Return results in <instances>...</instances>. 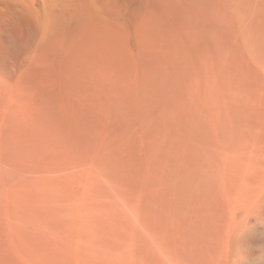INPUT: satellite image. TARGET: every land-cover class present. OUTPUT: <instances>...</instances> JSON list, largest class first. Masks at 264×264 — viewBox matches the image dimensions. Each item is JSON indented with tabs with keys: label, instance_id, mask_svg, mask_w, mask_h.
<instances>
[{
	"label": "bare ground",
	"instance_id": "6f19581e",
	"mask_svg": "<svg viewBox=\"0 0 264 264\" xmlns=\"http://www.w3.org/2000/svg\"><path fill=\"white\" fill-rule=\"evenodd\" d=\"M173 76L144 262L264 264V0H0V129L102 96L139 107Z\"/></svg>",
	"mask_w": 264,
	"mask_h": 264
},
{
	"label": "rangeland",
	"instance_id": "374dc122",
	"mask_svg": "<svg viewBox=\"0 0 264 264\" xmlns=\"http://www.w3.org/2000/svg\"><path fill=\"white\" fill-rule=\"evenodd\" d=\"M172 78L139 107L102 96L0 129V264H145L148 183L176 137Z\"/></svg>",
	"mask_w": 264,
	"mask_h": 264
}]
</instances>
